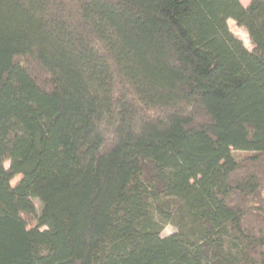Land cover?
I'll list each match as a JSON object with an SVG mask.
<instances>
[{
  "label": "trees",
  "instance_id": "obj_1",
  "mask_svg": "<svg viewBox=\"0 0 264 264\" xmlns=\"http://www.w3.org/2000/svg\"><path fill=\"white\" fill-rule=\"evenodd\" d=\"M263 191L264 0H0V264H264Z\"/></svg>",
  "mask_w": 264,
  "mask_h": 264
},
{
  "label": "rangeland",
  "instance_id": "obj_2",
  "mask_svg": "<svg viewBox=\"0 0 264 264\" xmlns=\"http://www.w3.org/2000/svg\"><path fill=\"white\" fill-rule=\"evenodd\" d=\"M240 2L242 5L245 6L248 4L249 0H240ZM228 27H229V30L233 33V35L235 37H237L238 39H240L247 49H249V50L252 49V45L250 44V41H249V38H248V35H247L245 29L237 26L236 23L234 22V20H232V19L228 20ZM249 154H250L249 152L233 151V155L235 156V159H237V160H240ZM7 166H8V163L5 164V167H7ZM19 179H20V176L15 177L12 180V184L15 185L19 181ZM263 194H264V191H263ZM34 202L37 206V209L39 210L40 203L37 200H35ZM31 223H33V222H31ZM174 231H175V228L172 225L165 224L163 227L162 235L167 236V235L173 233Z\"/></svg>",
  "mask_w": 264,
  "mask_h": 264
},
{
  "label": "crops",
  "instance_id": "obj_3",
  "mask_svg": "<svg viewBox=\"0 0 264 264\" xmlns=\"http://www.w3.org/2000/svg\"><path fill=\"white\" fill-rule=\"evenodd\" d=\"M246 6V5H245Z\"/></svg>",
  "mask_w": 264,
  "mask_h": 264
}]
</instances>
